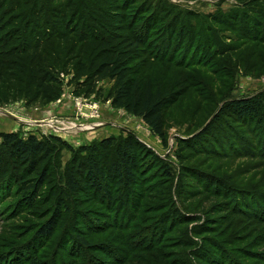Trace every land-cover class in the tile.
I'll return each mask as SVG.
<instances>
[{"label": "trees", "instance_id": "obj_1", "mask_svg": "<svg viewBox=\"0 0 264 264\" xmlns=\"http://www.w3.org/2000/svg\"><path fill=\"white\" fill-rule=\"evenodd\" d=\"M96 4L95 0H0V106L17 101L22 88L44 104L59 98L57 63L66 44L78 40L90 48L89 65L78 73L91 83L88 93L94 92L97 81L112 80L108 93L112 106L141 118L167 146L165 111L178 101L177 95L164 80L132 71V51H126L124 45L135 40L132 25L137 21H129L116 0H108L106 10L103 3ZM255 9L256 17L264 20V5ZM104 14H110L111 19ZM253 23L256 29L262 28L258 18ZM250 25L244 21L249 38L264 42V34L254 35ZM172 42L170 39V46ZM51 59V68L44 66ZM226 106L230 109H224ZM226 113L236 115V122L245 126L238 147L248 151L242 154L231 135L240 141L239 131L220 123ZM215 117L211 126L190 140L196 150L192 153L204 150L211 154L212 147L216 156L258 157L264 161V94L231 100ZM178 141L182 142L180 138ZM112 143L102 140L99 147L79 148L78 152L87 156L58 175L56 159L59 146L68 145L65 140L57 136L21 137L16 132L0 134V200L14 193L10 197L16 196L18 203L31 211L55 200L49 216L39 220L34 236L4 254L0 264H52L38 259L37 249L43 239H54L61 228L68 239L63 247L71 241L91 249L94 244L85 237L89 229L107 234L104 250L98 251L107 259L113 254L118 264H246L240 260L246 250L234 249L235 238H225L218 230L219 223L228 219L226 213L233 215L231 220L241 215L256 225L264 224V192L257 186L241 188L225 178L207 180L198 168L185 165L178 177L169 162L132 133ZM226 143L231 150L223 155L217 147L222 149ZM203 144L209 146L208 151L201 149ZM189 145L183 142L179 151L189 149ZM189 177L197 187L186 182ZM49 183L52 192L47 198L40 189ZM198 193L219 201L215 213L220 216L205 218L189 209L187 203ZM90 215L95 217L90 219ZM108 242L119 248L107 246Z\"/></svg>", "mask_w": 264, "mask_h": 264}, {"label": "rangeland", "instance_id": "obj_2", "mask_svg": "<svg viewBox=\"0 0 264 264\" xmlns=\"http://www.w3.org/2000/svg\"><path fill=\"white\" fill-rule=\"evenodd\" d=\"M95 1L97 6L103 3L105 10L109 8L108 0ZM263 1L116 0L129 16V21H137L135 26L132 25L137 37L135 35L132 43L124 45L126 51H132V71L136 75L152 76L157 81L164 80L171 87L172 94L178 97V101L165 111L167 146L141 118L125 109L112 106L108 100L112 80L107 78L97 81L94 92L88 93L91 83L87 81L86 76H79L78 73L89 65L87 59L90 57V48L87 44L73 39L61 53L60 63L56 62V73L61 81L60 97L44 104L34 100V97L22 88L17 101L0 106V134L16 132L21 137L35 135L39 139L45 136L62 138L68 144L59 146L56 159L57 173L62 175L68 166L76 165L78 159L87 156L86 152L79 153V148L99 147L102 140H109L115 145L132 133L137 140L169 162L178 177L182 174V165H185L186 168H198L200 173L206 175L207 180L214 176L225 178L241 188L257 186L259 191L264 192V161L258 157H220L213 154L212 147L211 154L204 150L192 153L196 150H193L194 142L190 143L204 128L212 125L224 104L234 99L264 94V42L249 38V32L244 30V21L247 20L254 35L264 34V20L253 13L255 8L264 5ZM105 18L111 19V15ZM256 18L261 29H256V25L252 24ZM169 31H172L170 37ZM170 39H173L172 46L169 45ZM165 59L170 60V63H165ZM53 62L54 59H51L49 63L45 62L44 66L51 68ZM226 108L228 106L224 109ZM236 121V115L232 113H226V117L220 119V123H228L241 135L245 126ZM231 135L236 141L235 147L240 146L243 135L240 141L235 134ZM219 137L222 138V134H219ZM179 138L182 142L178 141ZM183 142L191 147L181 152L179 150ZM208 148L206 144L201 147L207 151ZM217 148L223 155L231 150L229 143L222 149ZM239 148L242 147L236 150ZM239 150H242L241 154L248 151ZM186 182L197 187L190 177L186 178ZM50 186L49 183L40 189L47 198L52 192ZM11 195L0 200V258L26 244L25 241L34 236L39 220L49 216L50 206L55 203V200L49 201L50 203L35 206L31 211L22 207L18 203L20 199L16 196L12 198ZM208 196L198 193L194 201L187 203V206L198 216H220L215 213L219 201ZM95 208L97 206L93 207ZM92 216L94 215L89 218ZM225 216L228 219L224 224L219 223L218 230L225 234V238H235L234 249L246 250V256L240 260L246 264H264V224L256 225L247 220V216L242 218L243 216L239 215L233 220L230 219L232 214L225 213ZM86 232L88 233H85V237L94 244L91 249L71 244V241L67 245L68 248L63 247V243L68 239L66 240L61 228L54 239H43L37 249V258L49 260L52 264H118L113 254L111 259H107L98 251V248L104 250L107 234H96L93 229ZM106 244L119 248L111 245V242ZM105 254L108 255L106 250ZM139 263L140 261L119 262Z\"/></svg>", "mask_w": 264, "mask_h": 264}, {"label": "bare ground", "instance_id": "obj_3", "mask_svg": "<svg viewBox=\"0 0 264 264\" xmlns=\"http://www.w3.org/2000/svg\"><path fill=\"white\" fill-rule=\"evenodd\" d=\"M55 127H58V126H56V125H54Z\"/></svg>", "mask_w": 264, "mask_h": 264}, {"label": "built area", "instance_id": "obj_4", "mask_svg": "<svg viewBox=\"0 0 264 264\" xmlns=\"http://www.w3.org/2000/svg\"><path fill=\"white\" fill-rule=\"evenodd\" d=\"M77 126V125H76Z\"/></svg>", "mask_w": 264, "mask_h": 264}]
</instances>
